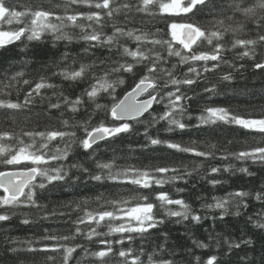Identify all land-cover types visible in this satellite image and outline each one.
Here are the masks:
<instances>
[{
	"label": "snow or ice",
	"instance_id": "1",
	"mask_svg": "<svg viewBox=\"0 0 264 264\" xmlns=\"http://www.w3.org/2000/svg\"><path fill=\"white\" fill-rule=\"evenodd\" d=\"M20 7L24 10H17ZM81 8H87L88 11H80ZM0 9H4L6 12V15L0 19V26L5 21L8 26H12L14 21L19 25L14 29L10 27L9 30H0V48L6 49L13 42H23L24 39L29 42L40 41L45 34H50L55 41L67 40L71 42L73 36L65 31L70 24L81 30L80 39L88 45L84 49L85 53L98 48H106L111 53L115 49L117 57L107 61L100 59L98 64L81 63L78 68L63 67L58 72L52 73L53 76H59L65 81L88 80L89 83L88 87L75 98H70L63 92L54 93L58 99L53 103L49 98V110H60L63 107L65 110L77 113L85 104H89V106H95L93 113H88L87 118L80 123H70L68 120L58 118L59 126H53L45 131L24 133V135L41 138L42 143L38 146L33 140L31 147L35 148V152L28 153L25 147H21L18 153L10 154V157L4 155L0 159V164L5 167L19 165L23 161H30L32 165H36L22 172L0 171V189L8 194L0 197V228L12 219L16 214L15 210L19 207L36 209L41 213L42 220H49L56 216L58 213L55 210H48L46 205L39 203L40 193L46 192L50 185L62 187L68 184L75 185L79 182L81 176H76L73 179L69 174L73 168H78L82 175L88 177L89 182L95 181L98 187H105L107 182L111 181L113 185L130 183L140 186L142 189H150L153 185H163L169 178L173 181L182 180L187 183V178L192 176V172L187 169L165 165L156 166L150 173L133 165L122 167L120 161L125 157L115 149L107 159L96 157L100 142L113 148L118 138L123 142L121 134L137 133V125H145L142 133L145 143L141 145L142 149H148L150 146H165L183 153L191 152L197 157L211 156L215 158L211 152L196 151L195 148L182 147L180 143L171 139L156 137L150 132V128L161 121H166L167 127L164 129L166 132L179 131L183 133L190 127L200 130L204 125H215L219 121L264 134V113H261L260 118H244L239 114H230L232 110L222 106H205L201 109L202 114L196 117L198 123L195 125L182 122L186 115L189 120L192 119V116L188 113L189 105L185 103L190 101L191 97L187 95L186 89L181 88L182 85L190 87L200 83L201 70L192 66L190 61L205 62L202 69L205 73L216 71L222 63L234 68V65L229 64L223 56V53L228 50L229 43L233 50L238 47L244 49L237 53L238 59L252 60L251 67L264 74V51L260 52L259 58L257 57V49H264V0H227L226 5L224 0H171L170 3H160L159 0H26L23 4L20 3V0H15L14 3L10 0H0ZM213 9L216 11L214 12ZM205 10H207L210 19L206 21L192 19L198 14H203ZM160 11L168 14L165 19L171 21L167 27L171 29L173 38L178 37L177 26L184 29V38L180 39L179 43L187 52L172 47L171 41L149 39V36L159 33L160 29H157L156 33H146L142 29L127 28L126 25L121 24V18L125 22H134L137 16L141 18L142 23L145 17L154 21ZM181 13L186 15L182 17ZM177 17L186 22L176 23ZM81 20L91 23L84 24L80 22ZM109 25L112 29L110 35L104 31ZM242 33L247 38H242L240 35ZM229 34L232 37L231 41L227 40ZM122 38L135 41V50L121 44ZM205 42L210 46L209 50H198ZM64 55L66 57L67 53ZM173 57L179 58L177 64L188 65L187 72L183 74L182 79H177L173 74L177 64L171 65L173 70L163 67ZM209 61L213 62L211 66L208 65ZM26 66L27 61L22 62L21 67ZM240 67L243 69L245 66L241 65ZM157 73L166 75L167 80L161 83ZM128 74L134 78L139 74V78L134 80L131 91H128L122 99L117 100V89L125 83L124 77ZM25 76L24 71H16L10 78H5L7 82L0 80V109L5 110L7 115L15 114L7 110L22 111L29 108L35 102L36 97L44 99L41 94L42 89L57 87V85L47 82L51 79L50 77L41 75L38 82L34 83V87L25 92L21 103L19 101V84L21 82L24 85L33 83ZM219 79L222 83L232 81L233 74L232 72L223 74ZM169 85L174 86L175 90H168L161 94V89H167ZM13 88H16L15 93H13ZM149 88L152 91H148ZM203 92L210 95L217 94L216 85L213 84L211 87L205 85ZM145 93L147 95L143 99H138ZM14 94L16 95L15 102L11 99ZM105 97L111 98L110 105L99 102L101 98ZM160 104L164 105V110L161 113H156L154 105ZM99 112H103L105 117L110 116L111 123L106 119H99L93 124L92 120ZM203 113H207V116ZM81 131L83 138L77 134ZM54 141L62 143L63 147H56L53 152L49 149V144ZM74 148L85 150V154L93 160L94 170L75 163L70 165L58 163L55 166L48 164V161L69 160ZM7 151L5 148H0V154ZM228 156H233L241 161L251 160L253 163L264 164V146H256L251 150L240 152H226L221 158ZM41 165H45V167H40ZM210 171L218 173L221 169L212 167ZM239 171L252 175L246 167L240 168ZM168 173H172V175L169 177ZM159 174L165 175L161 177ZM209 183L215 186L220 181L211 180ZM177 191L183 192L184 189H177ZM250 198L259 202L261 211L249 215L247 222L258 230V235L264 234V185L261 186V190L255 193L240 190L228 193L226 198L213 197L216 200L214 205L207 204L202 207L222 209L226 214L228 212L226 204L234 200L237 202L238 209L235 215L239 216L241 215L240 209L249 207L247 201ZM96 199H103V195L98 194ZM142 199L144 200L143 204H138L127 211L126 215L131 218L128 224H120L117 227L110 226V232L121 233V238L115 241L100 240L99 244L104 247L97 251H88L78 244H71L77 234L86 235L89 241L93 236L100 235L94 228L88 233H82L78 226L84 224L86 220H96V216L91 212H86L84 216H78L73 221L76 227L71 235L57 236L48 232L38 240L23 242L11 238L5 251L17 258L22 251L43 254L44 264H57V259L60 260V264H71L77 248H81L84 252V258H92L90 264H108L109 260H114L115 264H175L176 258L185 252H177L175 246L169 244L170 237L167 232H160L157 238L159 242L154 245L151 251L145 247L152 232H159V226L166 222L165 218L157 217L153 212L154 207L180 206V210H167L165 213L166 217H176V223L191 220L199 224L207 217L196 214L186 201L173 199L166 192L155 194L154 199L159 202L158 204L150 202L148 196H144ZM111 203L116 205L124 202L114 200ZM140 210H146V214L142 217L139 215ZM64 214L63 212L59 213V215ZM97 215L99 218L97 223L104 221L105 218H120L116 211L102 210ZM131 221H135V224L133 225ZM21 222L31 223L27 215ZM137 238L142 241L139 248L134 247ZM261 239L264 240V235H261ZM125 241L130 247H123ZM18 243L24 244L26 247H16L15 245ZM192 243L197 249L211 247L208 243L199 240H193ZM224 243L226 244V255H238L239 251H244V255L240 257L241 264H255V258H248L246 250L256 243L251 238L228 239ZM115 245H121V247L116 249ZM219 247L220 241L216 240V248L219 249ZM251 250L255 253L256 248L252 247ZM186 253L193 257L194 264H221L218 254L210 255L204 259L193 254L190 249ZM260 261L261 264H264V244L261 245Z\"/></svg>",
	"mask_w": 264,
	"mask_h": 264
},
{
	"label": "trees",
	"instance_id": "2",
	"mask_svg": "<svg viewBox=\"0 0 264 264\" xmlns=\"http://www.w3.org/2000/svg\"><path fill=\"white\" fill-rule=\"evenodd\" d=\"M171 0H159L160 3H170ZM14 3L15 0H10ZM26 0H20L23 4ZM226 5L227 0H224ZM17 10L23 11L22 7ZM80 11H88L87 8H81ZM215 12L216 9H213ZM1 19L6 15L4 9H0ZM230 14V13H229ZM167 13L159 12L158 17L153 21L144 18L143 23L141 18L137 16L134 22H125L121 18V24L126 25L127 28L142 29L146 33H156L157 29L161 31L155 36H149V39H164L171 41L172 47L177 50H182L183 46L179 43L178 37L173 38L171 36V29L167 25L171 22L165 19ZM186 14L181 13L180 16ZM194 20L206 21L210 19V16L205 10L203 14H198L193 17ZM81 23H91L86 20H81ZM176 23H185V20L179 17L175 20ZM7 21L1 26L2 30H9L18 27L16 21L12 26H8ZM73 36L71 42L67 40L55 41L50 34L45 36L40 41L29 42L26 39L23 42L8 46L6 49H0V80L7 82L6 77L10 78L16 71H24L26 73L25 78L33 81L30 85H24L22 82L19 84V101L22 103L24 94L26 91L34 87V83L38 82V78L41 75L50 77L48 83L57 85L55 89L48 88L42 89L41 94L44 99L40 97L35 98V102L24 110H7L8 112H14V115H7L5 110L0 109V148H5L8 151L0 154V159L4 155L15 154L19 152L21 147L26 148V152L33 153L35 148L33 140L38 146L42 143L40 137L24 135V133H34L39 131H45L51 129L53 126H59L57 121L59 119L68 120L70 123H80L87 118L88 113H93L94 105L89 106L85 104L79 112L73 113L70 110H65L63 107L60 110H49L48 100L49 98L53 103L57 102L58 96L56 94L63 92L64 95L75 98L79 96L85 88L88 87V80L82 81H65L59 76H53V72H58L60 68L71 67L78 68L81 63L84 64H98L100 59L109 60L117 58L115 56V49L110 53L106 48L91 49L87 53L84 49L88 46L85 41L80 39L81 30L74 28L70 24L65 29ZM105 33L111 34V25L104 29ZM247 31V29H245ZM167 33V35H165ZM242 38H247L244 34H240ZM232 37L229 34L228 41H231ZM121 44H125L128 47L135 50L136 42L127 38H122ZM206 42L200 46L198 50H209ZM228 50L223 53L224 58L229 64L234 65V68H230L228 64H221L216 71L203 72V66L205 62H189L192 66L201 70L200 83L193 86H181L182 89L187 90V95L191 97L190 101H186L189 105L188 113L192 116V119H188L185 116L182 122H186L190 125L198 123L196 117L201 115V109L205 106H222L230 108L232 111L230 114H239L244 118H260L261 113H264V74L259 70L251 67L252 60L248 58L238 59L237 53L243 51L242 48L233 50L231 44H228ZM264 49H257V57ZM65 53L67 56L65 57ZM131 59V58H129ZM179 58H171L168 64L163 67L173 70L171 65L177 64ZM27 61V66L22 68V62ZM213 62L209 61L208 65L211 66ZM241 65L245 67L241 69ZM187 64H177V68L173 70V74L177 79H182L183 74L187 72ZM239 69V70H238ZM232 72L233 80L229 82H220V77L223 74ZM160 82L167 80V76L163 73H157ZM139 74L134 78L131 74L125 75V83L121 85L116 92L117 100L121 99L125 93L131 90L134 80H138ZM216 85L217 94L210 95L204 93L203 89L205 85L211 87ZM168 90H175L174 86L169 85L167 89H161V94ZM16 92V88H13V93ZM56 93V94H54ZM12 101H16V95L11 97ZM101 104H111V98L105 97L99 100ZM156 113H161L164 110V105H154ZM87 109V112H85ZM62 114V115H61ZM207 116V113H203ZM99 119H106L111 123V117H105L103 112H99L95 115L92 123L95 124ZM145 125H137V133L134 134H121V139H117L113 145V148H109L104 142L100 143V148L95 154L96 157L107 159L112 155L113 149L117 150L119 154H122L125 159L120 161L122 167L127 165H133L142 171H149L156 166H169L177 167L181 169H187L192 172V176L187 178V183L182 180H171L170 178L163 185H153L150 189H142L140 186L132 185L130 183H121L119 185H113L111 181L107 182L105 187H98L95 181L89 182L86 175H82L78 168H73L70 171V175L75 179L76 176H81L79 182L75 185L68 184L61 186H49L46 192H41V199L39 203L47 206L48 210H55L58 214L49 220H42L40 218L41 213L37 212L34 208L19 207L15 210L16 214L12 219L3 224L0 228V264H44L43 254H32L29 252H21L17 257L12 256L11 253H7L5 250L9 246V240L15 238L18 241L38 240L42 236L51 232L57 236L71 235L76 225L73 221L78 216H84L86 212L93 213L96 216V220H86L84 224L78 225L82 233H88L93 228L100 235L92 237L89 241L84 234H77L75 240L71 244H78L81 248L88 251H97L104 246L99 244L100 240H118L122 234L118 232H110L111 227H117L120 224H128L131 220L126 213L127 211L143 204L144 196L149 197V201L154 204H158L155 201V194L158 192H166L173 199H183L188 203L196 214L207 217L197 224L191 220L183 221L182 223H176V217H166L167 210H180L178 205H165L164 207H154L153 212L157 217L165 218V223L159 226V232L153 231L152 235L148 238L145 247L151 251L156 243L160 232H167L169 234V244L175 246L177 252H185L181 256H178L175 260V264H194L193 257L186 252L190 249L193 254L201 256L207 259L210 255L218 254V258L221 264H241L240 257L244 255V251H239L238 255L233 254L228 256L225 254L226 244L225 240H239L241 237L248 239L251 238L256 243L249 246L247 250L248 258H255V264H261V245L264 244V240L261 239V235L257 234L258 230L247 222V217L259 213L261 211V205L255 201L254 198H250L247 202L249 207L247 209H240L241 215L237 216V202L230 201L226 204L228 212L225 214L222 209L216 208H204L203 205L216 203L213 197L226 198L227 194L234 191H249L255 193L261 190V186L264 185V164L253 163L251 160L241 161L235 159L233 156L227 158H221L226 152H240L244 150H251L256 146H264V134L250 129L242 128L238 125L224 124L223 122H217L215 125H204L200 130L190 127L185 132L179 131L168 133L164 129L167 127L166 121H161L159 124L150 128V132L161 139H171L177 143H180L182 147L195 148L196 151L211 152L215 158L210 157H197L191 152L183 153L176 150L168 149L165 146H150L148 149H142L141 145L145 143V138L142 135ZM7 134V135H4ZM78 136L83 138V133L78 132ZM215 145V147H212ZM56 147H63L62 143L56 141L49 144V149L55 151ZM131 149V151H129ZM90 151V150H88ZM58 163L65 164H77L94 170V163L88 155L85 154V150L74 148L71 158L67 161H48L49 165H57ZM36 165H32L30 162H23L15 166L5 167L0 164V171H8L12 169H29ZM40 167H45L41 165ZM217 167L221 169L218 173H211L210 169ZM248 168L252 175H247L239 171L240 168ZM227 169V170H225ZM164 177L165 174H159ZM172 173H168L167 176H171ZM131 176V173H130ZM218 180L219 184L213 186L209 181ZM177 189H184L183 192H178ZM28 189H26V192ZM98 194L103 195V199L97 200ZM5 196L0 190V197ZM23 199V197H21ZM122 201L113 205L112 201ZM79 206V207H78ZM10 207V206H9ZM102 210L116 211L119 219L105 218L104 221L97 223L98 213ZM65 213L59 215V213ZM146 210L143 211L140 216H144ZM25 215L28 216L31 223L24 224L21 221ZM215 217V219H213ZM134 225L135 221H131ZM7 229V232H5ZM211 236V239L209 237ZM199 240L211 245L210 248L197 249L193 246L192 241ZM216 240L220 241L219 249L216 248ZM142 241L137 238L134 247L139 248ZM16 247H26L24 244H16ZM35 246V245H34ZM71 246V245H70ZM121 245H115L116 249H119ZM125 248L130 247L127 241H125ZM252 247L256 248L255 253L252 252ZM81 248H77L73 254L74 259L71 264H90L91 257L84 258V252ZM243 248V246H242ZM57 264H60V260L57 259ZM108 264H115L114 260H109Z\"/></svg>",
	"mask_w": 264,
	"mask_h": 264
},
{
	"label": "water",
	"instance_id": "3",
	"mask_svg": "<svg viewBox=\"0 0 264 264\" xmlns=\"http://www.w3.org/2000/svg\"><path fill=\"white\" fill-rule=\"evenodd\" d=\"M182 38H184V29H182V31H181V39H182ZM17 42H18V41H15V42H13V44H15V43H17ZM13 44H12V45H13ZM8 46H11V45H8ZM8 46H7V47H8ZM150 90H151V88L148 89V91H150ZM130 91H131V90H130ZM146 94H147V93L143 94L141 97H138V99H143L142 97H143L144 95H146ZM123 97H124V96H123ZM123 97H122V98H123ZM27 170H28V169H27ZM27 170H11V171L22 172V171H27ZM33 182H34V181H33ZM1 190L3 191V189H1ZM5 194L8 195L7 193H5Z\"/></svg>",
	"mask_w": 264,
	"mask_h": 264
},
{
	"label": "rangeland",
	"instance_id": "4",
	"mask_svg": "<svg viewBox=\"0 0 264 264\" xmlns=\"http://www.w3.org/2000/svg\"><path fill=\"white\" fill-rule=\"evenodd\" d=\"M180 30H181V27L177 26V28H176V32L178 33V37H180V36H179ZM23 162H30V161H23ZM143 211H144V210H140L139 215H140ZM129 218H130V217H129Z\"/></svg>",
	"mask_w": 264,
	"mask_h": 264
},
{
	"label": "bare ground",
	"instance_id": "5",
	"mask_svg": "<svg viewBox=\"0 0 264 264\" xmlns=\"http://www.w3.org/2000/svg\"><path fill=\"white\" fill-rule=\"evenodd\" d=\"M1 49V48H0ZM33 183H35V181L33 182ZM27 189V188H26ZM26 189H25V191H26Z\"/></svg>",
	"mask_w": 264,
	"mask_h": 264
}]
</instances>
